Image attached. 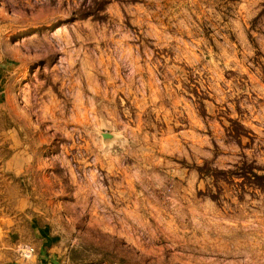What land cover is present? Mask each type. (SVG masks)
<instances>
[{
	"label": "rangeland",
	"instance_id": "obj_1",
	"mask_svg": "<svg viewBox=\"0 0 264 264\" xmlns=\"http://www.w3.org/2000/svg\"><path fill=\"white\" fill-rule=\"evenodd\" d=\"M0 79L10 263L264 264V0H0Z\"/></svg>",
	"mask_w": 264,
	"mask_h": 264
},
{
	"label": "crops",
	"instance_id": "obj_2",
	"mask_svg": "<svg viewBox=\"0 0 264 264\" xmlns=\"http://www.w3.org/2000/svg\"><path fill=\"white\" fill-rule=\"evenodd\" d=\"M2 81L3 80L0 79V82ZM6 95H7L6 90L4 89L3 85H0V108L3 107L4 102L7 100ZM14 133H16V135ZM2 135L5 137H2L1 144L5 143L6 145H8V147H9V144H11L12 142H15L16 144L21 142L20 132L18 129L14 130V129L6 128L5 130L2 131ZM10 135L12 136L10 137ZM18 158H21V157L16 154H13L7 158L6 163L8 166L6 170L8 172H10V170L16 172L17 170V173H21V169L23 170L24 167H22L23 165H21V168H20V164H17L16 160H20ZM22 159L25 160L24 157ZM15 162H16V165H14ZM3 218L4 217H0V225H1V222L3 221ZM4 238H2V240ZM12 253H13L12 249H8V248L2 249L0 247V264H13V263H10V260L8 258L9 255H11Z\"/></svg>",
	"mask_w": 264,
	"mask_h": 264
}]
</instances>
